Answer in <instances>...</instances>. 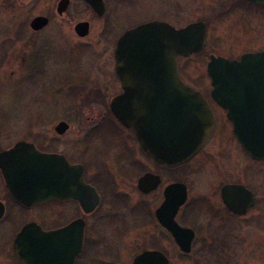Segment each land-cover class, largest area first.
Listing matches in <instances>:
<instances>
[{"label":"rangeland","instance_id":"374dc122","mask_svg":"<svg viewBox=\"0 0 264 264\" xmlns=\"http://www.w3.org/2000/svg\"><path fill=\"white\" fill-rule=\"evenodd\" d=\"M58 1L0 0V148L30 139V134L39 142V137L51 135V126L60 121L70 123L73 131L69 138L82 140L90 130L98 131L99 124L109 116L107 111L99 105H86L82 97H68L62 89L64 86H59L58 90L57 86L59 77L63 76L60 71L81 75L86 66L84 61L101 50L96 43L100 42L97 36L103 23L113 22L123 32L151 18L167 21L176 28L204 22L208 29L205 50L178 61L182 80L194 89L211 87L207 75L211 55L239 58L244 53L264 51V7L243 0H108L109 10L103 19L93 16L79 2L71 3L68 12L59 18L56 15ZM38 16L49 17L51 24L35 33L30 23ZM83 20L94 25L90 35L80 40L73 28ZM84 45L93 48L87 49ZM74 47H80L79 53L67 57ZM55 62L59 63L58 67ZM95 135L103 141L97 137L91 139L98 145L95 147L97 160L99 153L106 150L99 146L111 145L101 158L100 167L113 175L114 183H107L105 203L96 214L95 237L97 240L101 237L105 247H96L98 251L92 255L91 264H131L136 254L149 249L151 235L158 236V245L167 252L170 264H264L263 163H253L242 148L228 143V160L212 154L207 161L201 156L173 173L159 171L166 182L186 183L191 199L189 208L186 206L184 210L193 208L194 200H205L201 208L186 216L188 227L196 230V239L192 252L184 255L152 219L162 201L161 190L148 196L137 191L138 175L144 171L142 167L157 171L154 163L140 151L130 152L137 149L136 142L111 118ZM212 144L214 152L221 150L222 146ZM93 153L90 152L92 158ZM96 167L92 165V173L96 174ZM228 181L243 183L255 192V204L243 217L227 213L220 200V188ZM5 196L0 177V199ZM141 207L149 211L147 216L150 214L143 226L138 225L142 222ZM17 212L16 209V218ZM39 216L38 207L15 223H0V264H15L11 255L14 230L23 220Z\"/></svg>","mask_w":264,"mask_h":264},{"label":"water","instance_id":"95a60500","mask_svg":"<svg viewBox=\"0 0 264 264\" xmlns=\"http://www.w3.org/2000/svg\"><path fill=\"white\" fill-rule=\"evenodd\" d=\"M99 17L104 14L103 0H83ZM264 6V0H245ZM69 0H61L62 15ZM48 24L35 17L34 32ZM80 38L87 36L89 23L75 26ZM204 22L177 29L163 21L139 25L124 33L116 45V74L124 94L115 98L111 112L116 120L133 130L143 151L165 168H177L191 161L203 148L214 128V118L199 92L185 85L178 73L177 59L200 53L206 45ZM207 74L213 88L212 98L225 110L233 124V133L242 149L256 161L264 162V52L247 53L237 60L210 56ZM61 123L56 130L66 129ZM0 170L11 196L26 207L48 198L68 197L80 201L89 211L99 204L94 189L85 185L82 172L56 155L39 152L33 145L19 142L0 153ZM159 184V177L146 174L139 179V189L147 193ZM222 200L233 213L243 216L255 200L243 185H227ZM165 200L156 216L172 235L184 254L191 252L194 232L177 224L175 217L187 200V190L176 183L164 191ZM0 204V218L3 216ZM44 232L35 223L25 225L17 234L13 249L22 264H68L70 255L61 254L62 234L72 230ZM73 231V230H72ZM80 250V249H79ZM74 256H71L73 258ZM132 264H169L159 251H146Z\"/></svg>","mask_w":264,"mask_h":264},{"label":"flooded vegetation","instance_id":"af4514ba","mask_svg":"<svg viewBox=\"0 0 264 264\" xmlns=\"http://www.w3.org/2000/svg\"><path fill=\"white\" fill-rule=\"evenodd\" d=\"M60 1L61 0H59L57 5H56V15L59 18H62L68 12V10L71 6V3H73V2L81 3L85 7V9L89 10L92 13V15L98 19H103L105 17V15H107V12L109 10L108 0H103L104 15L102 17H98L95 14V12L92 10V8L86 2H84L82 0H69L67 10L62 15H59L58 14V4ZM46 18L48 19V24L42 30H44L46 27H48L51 24V19L49 17H46ZM154 20H158V19L151 18V19H148L146 21L143 20L141 22H138V24L136 23V24H134L128 28H125V30L123 32L119 29V26L117 24L115 25L113 22L103 23L101 25V28L99 29V33L97 36V38H98V40H100V42L97 41V43H96L101 47V50H98L97 54L95 52V54L92 57H89V58H87V60L84 61L86 63V66H85V69L81 75L80 74L79 75H77V74L76 75L75 74L69 75L68 73H64V71L63 72L60 71V75L63 74V76L62 77L60 76L61 78L59 77L57 90H58L59 86L60 87L64 86L62 89L64 90V93H66V95L68 97H71L74 99L77 97H82L87 102L86 105H88V104L99 105V106L103 107V109L106 110L107 113L109 114L108 118H111L114 121V123H116L122 129H124L126 134H127V137L130 138V140L136 142L137 149L131 150L130 152L140 151L144 156H146L149 160H151L154 163L157 171H151V170L145 169V167L138 166V167H142L144 169V171L138 175L139 177L137 176L138 177L137 183H136L137 191L143 196H148V195L154 194V193L161 190L162 201L158 205V207L155 208L152 219L155 220V223L163 230L164 234L168 238H170L173 241V243L175 244V241H174L171 233L164 226L161 225V223L159 222V220L156 216L157 210L161 207V205L163 204V202L165 200L164 191L166 190V188L168 186H170L172 184H176V183L183 184L186 187L187 200H186L185 204L179 208L178 213L175 217V221L177 222V224L179 226H181L183 228L191 229L195 235L194 240L196 239V230L191 228V227H188V225L186 224V223H188L187 217L191 216V212L193 210L201 208L202 207L201 204L203 202H205V200H204V198L194 200L195 201L194 207L184 210L186 208V206L188 205L189 199H191V193H190V190L187 187L186 183L181 182V181L166 182L163 180V177L159 171H166L168 173H173L177 170L183 169L184 167L188 166L189 164H191L193 161L197 160L201 156L206 157L205 160L207 161L208 159H210L208 156H212V154H217V156H219L222 160L223 159L228 160L230 158V152H229L230 147H229L228 143L234 144L235 147H238V148H241V147H240V144L238 143V141H237V139L233 133V124L227 116V110H225L223 107H221L212 98L211 94H212L213 89L211 87H209V88H195L194 90H196L197 92L200 93V95L207 102L210 110L212 111L213 118H214V128H213L209 138L207 139L205 145L201 149V151L190 162H188L185 165H182L178 168H165V167H162L159 164H157L151 157H149L143 151V149H142L140 143L138 142L133 130L126 128L125 126H123L121 123H119L115 119L114 115L111 112V104L115 100V98L124 94V89H123L121 80L119 79V77L116 74V56H115L116 45L118 43L119 38L124 33H126L128 30L133 29L138 25H141V24H144L147 22H151ZM161 21H163V20H161ZM80 22H88L89 23V32H88L87 36H85L84 38H80L75 32V26H76V24H75L74 28H73L74 34H75L76 38H78L80 40H85V38H87L90 35L94 24L88 20H83ZM165 22H167V21H165ZM42 30H40V31H42ZM40 31H38V32H40ZM38 32H35V33H38ZM90 46H92V45H88V46L84 45V47H86L87 49H90ZM92 48H93V46H92ZM79 50H80V47L79 48L76 47L73 52L70 51V53L69 52L67 53V57L74 55V53H77V52L79 53ZM229 59H237V58H229ZM56 65L58 67L59 63H56ZM72 72H74V71H72ZM178 72H179V76L181 78V71L179 68H178ZM81 77H82V79H80ZM106 96H109L110 98L105 99ZM107 119L105 118L103 120V122H101L99 124V126H98L99 129L97 132L95 130L93 132H91V130H90L87 135H84L82 137V140H80V137H78L79 139L78 138H69L68 137L69 133L73 131L71 129L70 123L66 122V121H60V122L56 123L55 125L51 126L52 128L50 127L51 128V131H50L51 135H48V136L41 135L39 137V139H40L39 142L36 141L37 139L34 135L30 134L29 135L30 139L21 140V141H18V142L14 143L13 145H10L8 147L0 148V153H2V152L11 150L19 142H25V143L33 145L39 152H41L43 154L56 155L59 158H61L64 162L66 161L69 166L77 167L78 168V171H77L78 172V178H79V174L82 172V179H83L84 184L89 186L90 188L94 189V191L96 192V194L99 197V204L89 211H85V209H83L79 200L73 199V198H68V197L48 198L38 205H34L32 207H26V206L18 203L11 196L8 189L6 188L5 179H4V176L2 174V171L0 170V177H1L2 182H3L4 191H5V195H6L5 198L0 199V204H2L1 208H2V212H3V216H2V218H0V223L5 222V221H8L9 224L15 223L16 220H18L21 217H24L26 215V213H28L29 211L36 209L38 207L40 209V216L39 217L33 218V219H28V220L27 219L23 220L21 225L15 229L16 231L14 230L15 234L13 237V243H14V240H15L17 234L22 230V228L25 225L30 224V223H35L38 226H40L44 232H55V231L65 230V229L67 230L68 228L73 226L72 227L73 231L72 230L67 231L66 233L62 234L61 238L59 239V243L63 247V249L60 251V253L70 255L69 258H67L68 264H91L92 263V255L95 254L98 251V249L105 247L104 240L101 241L100 240L101 237H99L100 239L98 238V240H97L95 237V235H97L95 233V230H96L95 219H96V214L99 212L100 208L105 203L106 195L108 193L107 183H108V185H109V183H110V185L112 183H114V182H112V180H113L112 176L113 175H111L105 169L100 167V165H102L100 160L109 151V148L111 147V145L99 146L100 148L106 147V150L104 152L99 153L98 157L100 159L97 160L95 158L97 156L96 155L97 152H96L95 147H97L98 145L96 144V141H94V140L91 141V139H94L95 137H97V138H100L101 142L103 143L102 138L99 137V135H95V133L99 134V130L101 129L103 124L107 121ZM61 123H65L67 127L65 130H63L61 133H59L56 130V127ZM78 123H80L82 125L81 121H78ZM66 138L70 139V140L64 142L63 140ZM1 139H2V137H1V133H0V141H1ZM212 143H215L218 147L222 146L221 150L214 152L212 150V148H213ZM211 144H212V146H211ZM222 144L225 145L224 148H223ZM90 152H94L93 158L91 157ZM243 154L247 158H249L253 163H255V162L263 163V165H264V162L253 160L245 152H243ZM96 164L99 165V166H97L98 168L96 167ZM92 165H94V167H96V169H97L96 174L91 172ZM134 166H137V165L134 163ZM124 169H122L123 172H125ZM124 174L128 175V173H124ZM146 174H151L153 176L159 177V184L155 189H153L147 193H144L139 189L138 182H139V179L144 177ZM229 181L226 184L222 185L220 188V195H219L220 200H221V202L224 206V209L227 213H229L233 217H243V216H239V215H236L235 213L231 212L225 206V204L222 200V195H221L222 189L227 185H243L245 188H247L248 190L253 192L254 195H255V192L250 187H248L247 185H245L243 183L229 182ZM255 201H256V196H255ZM254 204H255V202H254ZM16 209L18 210L17 218L15 215ZM139 210L141 213L140 221H142V222L138 223V225L143 226L147 222V220L149 221L150 214H148V216H147V213H149V211L146 210L145 207H141ZM181 211H184V212L179 217V215L181 214ZM248 211H247V213H248ZM149 240H151V245L148 246L149 249L145 248V249L141 250L135 256L140 255L146 251H159V252L163 253L167 257V259L169 260V258L167 256V252L162 247H160L158 245V242H159L158 236L151 235ZM98 246H99V248L96 249V247H98ZM192 246H193V244H192ZM11 255H12V258H13V261L15 264H22L18 260L16 254H15V251L13 249V244H12V254ZM71 256H74V257L71 258ZM169 264H170V260H169Z\"/></svg>","mask_w":264,"mask_h":264}]
</instances>
